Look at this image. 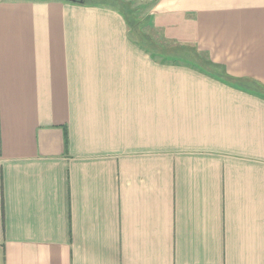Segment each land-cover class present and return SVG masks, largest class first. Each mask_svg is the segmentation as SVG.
Returning a JSON list of instances; mask_svg holds the SVG:
<instances>
[{
	"label": "crops",
	"instance_id": "0c3cea01",
	"mask_svg": "<svg viewBox=\"0 0 264 264\" xmlns=\"http://www.w3.org/2000/svg\"><path fill=\"white\" fill-rule=\"evenodd\" d=\"M122 1L0 0V264H264V0Z\"/></svg>",
	"mask_w": 264,
	"mask_h": 264
},
{
	"label": "trees",
	"instance_id": "16d2710c",
	"mask_svg": "<svg viewBox=\"0 0 264 264\" xmlns=\"http://www.w3.org/2000/svg\"><path fill=\"white\" fill-rule=\"evenodd\" d=\"M116 5H118L119 3L120 4H123V6L124 7H122L123 8V10L120 8V7H118L119 8V10H121L122 12H123V14H125V16H127V18H129V24H130V26H132V28H133V33H135L136 34V37H137V39H138V41H139V43L143 46V47H145V48H149V47H155V48H157V49H162V48H164V47H160V46H153V45H155V44H151V42H152V39H150L149 37H147V34H144L143 32H141V30L140 29H138L137 28V30H134V28H135V26H137L136 25V22H135V16L133 17V15H132V8H130V6H128L125 2H123L122 0H112ZM79 2V1H78ZM114 4V5H115ZM134 12V11H133ZM153 43V42H152ZM168 49H170V48H168ZM194 53H195V55H196V59H201L198 55L199 54H197L196 52H195V50H194ZM199 61H202V60H199Z\"/></svg>",
	"mask_w": 264,
	"mask_h": 264
},
{
	"label": "rangeland",
	"instance_id": "374dc122",
	"mask_svg": "<svg viewBox=\"0 0 264 264\" xmlns=\"http://www.w3.org/2000/svg\"><path fill=\"white\" fill-rule=\"evenodd\" d=\"M118 6L123 10V8H122V7H124L123 4H120V3H119ZM138 16H139V15H138ZM139 18H140V16H139ZM137 21H138V17L135 16V22H136V25H137V26H135L134 30H137V28H138V29L141 30V32H143V30H142L143 27L140 26L139 23H137ZM135 36H136V34H135Z\"/></svg>",
	"mask_w": 264,
	"mask_h": 264
},
{
	"label": "water",
	"instance_id": "95a60500",
	"mask_svg": "<svg viewBox=\"0 0 264 264\" xmlns=\"http://www.w3.org/2000/svg\"><path fill=\"white\" fill-rule=\"evenodd\" d=\"M70 1H80V2H82L83 0H70Z\"/></svg>",
	"mask_w": 264,
	"mask_h": 264
}]
</instances>
